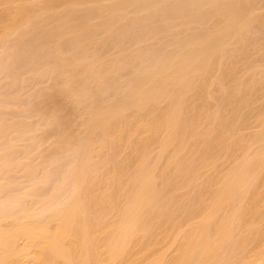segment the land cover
<instances>
[{"label": "bare ground", "instance_id": "obj_1", "mask_svg": "<svg viewBox=\"0 0 264 264\" xmlns=\"http://www.w3.org/2000/svg\"><path fill=\"white\" fill-rule=\"evenodd\" d=\"M0 264H264V0H0Z\"/></svg>", "mask_w": 264, "mask_h": 264}, {"label": "rangeland", "instance_id": "obj_2", "mask_svg": "<svg viewBox=\"0 0 264 264\" xmlns=\"http://www.w3.org/2000/svg\"><path fill=\"white\" fill-rule=\"evenodd\" d=\"M34 117H35V116H34ZM34 117H33V119L35 120L36 117H35V118H34ZM47 144H48L47 142H44V146L47 145Z\"/></svg>", "mask_w": 264, "mask_h": 264}, {"label": "snow or ice", "instance_id": "obj_3", "mask_svg": "<svg viewBox=\"0 0 264 264\" xmlns=\"http://www.w3.org/2000/svg\"><path fill=\"white\" fill-rule=\"evenodd\" d=\"M5 7H9L8 5H5Z\"/></svg>", "mask_w": 264, "mask_h": 264}]
</instances>
